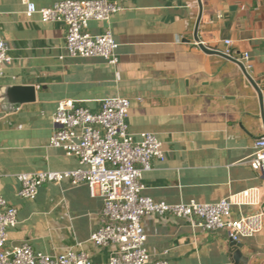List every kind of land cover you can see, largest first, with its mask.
<instances>
[{"label":"crops","instance_id":"0c3cea01","mask_svg":"<svg viewBox=\"0 0 264 264\" xmlns=\"http://www.w3.org/2000/svg\"><path fill=\"white\" fill-rule=\"evenodd\" d=\"M47 7L60 0H30ZM121 9L110 21H90L87 31L110 28L118 43L112 65L97 58L64 55L65 26L26 16L23 0H0V36L12 64L0 90L35 86V99L18 107L0 100V196L16 207L18 223L7 246L28 243L56 255L86 252L93 264L108 260L114 245L96 246L91 232L102 222L101 198L85 183H44L33 200L18 195V174L78 167L76 157L48 145L57 103L72 99L97 112L107 97L129 99L125 118L134 138L150 132L165 158H152L141 178L143 194L168 204L216 202L250 190L254 204L233 206L231 215L264 211V178L252 169L254 141L264 136L258 95L234 62L203 52L193 39L197 0H112ZM198 38L207 48L243 60L262 94L264 111V0H201ZM151 261L168 264H264V229L231 251L224 229H194L170 214L142 218ZM236 253V254H235Z\"/></svg>","mask_w":264,"mask_h":264},{"label":"built area","instance_id":"2783aa9c","mask_svg":"<svg viewBox=\"0 0 264 264\" xmlns=\"http://www.w3.org/2000/svg\"><path fill=\"white\" fill-rule=\"evenodd\" d=\"M26 16L37 14L42 22H60L65 26L64 55L69 58H101L116 64L118 57L110 28L102 33L87 31L90 21H110L121 6L112 0H60L51 6L36 7L23 0ZM231 54V40L225 39ZM247 52L240 61H247ZM12 64L6 41L0 36V76ZM248 67L246 63L245 68ZM129 99L120 96L102 100L97 112L76 105L72 99L57 103L52 115V132L48 145L60 148L77 159L78 167L69 170H44L18 174V195L33 200L39 187L47 182L71 185L85 183L91 197L101 198L102 222L91 232L89 241L96 246L114 245V252L101 264H168L165 259L151 261L145 248L146 234L142 218L147 215L170 214L186 219L194 229L213 231L224 229L231 240L251 238L264 229V211L231 215L233 206L254 204L250 190L231 194L216 202H179L168 204L143 194L142 175L150 169L152 158L164 160L162 142L150 132L134 138L125 118ZM249 165L264 171V136L253 143ZM17 209L0 196V264H93L82 250L69 248L56 255L35 251L28 243L7 246V231L17 225Z\"/></svg>","mask_w":264,"mask_h":264},{"label":"water","instance_id":"95a60500","mask_svg":"<svg viewBox=\"0 0 264 264\" xmlns=\"http://www.w3.org/2000/svg\"><path fill=\"white\" fill-rule=\"evenodd\" d=\"M198 4V14L197 18L195 21L194 25V30H193V39L197 43L198 47L205 53L207 54H214L221 56L227 60H230L237 64V66L240 68L242 73L244 74L245 78L248 80V82L253 86L255 89L258 99H259V104H260V112H261V118L262 120L264 119V111H263V103H262V94L256 83L253 81V79L250 77L248 74L244 64L237 58H234L222 51L215 50V49H210L207 48L205 45H203L199 38H198V27L199 23L201 20V15H202V3L201 0H197ZM35 86L32 85H11V86H6L0 90V100L2 103L6 105H12L14 107H18L22 103L26 102H31L35 99ZM262 178H264V171L261 172ZM264 188V184H263ZM229 246L231 248V251L237 252L239 254L238 248L242 246V244L238 241H234L230 239ZM236 254V253H235Z\"/></svg>","mask_w":264,"mask_h":264}]
</instances>
